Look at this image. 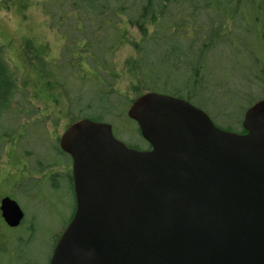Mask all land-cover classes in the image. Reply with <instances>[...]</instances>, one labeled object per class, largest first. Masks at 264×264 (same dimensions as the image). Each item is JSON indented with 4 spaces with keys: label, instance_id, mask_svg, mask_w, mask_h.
<instances>
[{
    "label": "water",
    "instance_id": "water-1",
    "mask_svg": "<svg viewBox=\"0 0 264 264\" xmlns=\"http://www.w3.org/2000/svg\"><path fill=\"white\" fill-rule=\"evenodd\" d=\"M149 149L85 117L59 139L73 159L75 214L49 264H264V99L240 133L157 91L127 111ZM10 227L25 213L1 200Z\"/></svg>",
    "mask_w": 264,
    "mask_h": 264
},
{
    "label": "trees",
    "instance_id": "trees-1",
    "mask_svg": "<svg viewBox=\"0 0 264 264\" xmlns=\"http://www.w3.org/2000/svg\"><path fill=\"white\" fill-rule=\"evenodd\" d=\"M11 4L20 10L37 4L43 10L51 27L61 34L67 50L62 59L68 71L67 76L59 77L56 62L49 61L47 51L31 38H24L16 59L14 55L8 59L7 44L0 43V154L15 149L31 154L23 128L32 120L44 129L49 121L41 114L36 98L60 103L63 96L71 122L88 115L114 125L115 119L127 118L128 106L146 91L196 103L205 92L219 88L214 79L226 81L242 65L255 74L257 94L252 90L226 94L250 98L249 106L264 99V0H11ZM124 46H131L132 51L118 65L115 56ZM215 52L230 58L232 68H212ZM70 75L73 83L68 88ZM78 82L89 89H79ZM95 98L102 106L97 115L90 112ZM198 106L206 109L203 104ZM213 118L223 128L244 131L234 122L222 124ZM53 148L56 154H66L56 142ZM75 206L76 202L74 211ZM12 239L7 236L0 251L7 250L9 243L18 248L31 241L19 232Z\"/></svg>",
    "mask_w": 264,
    "mask_h": 264
},
{
    "label": "rangeland",
    "instance_id": "rangeland-1",
    "mask_svg": "<svg viewBox=\"0 0 264 264\" xmlns=\"http://www.w3.org/2000/svg\"><path fill=\"white\" fill-rule=\"evenodd\" d=\"M4 1L7 3H2ZM6 4L10 7H5ZM24 38H31L43 46L47 51L48 60L56 62L55 69L59 77L67 76L68 69L63 62L65 59H62L67 50L64 51L61 34L51 27L50 20L43 10L37 4L28 5L26 9L20 10L12 6L11 0H0V43L7 44L8 59L13 55L16 59L15 53L23 49ZM131 51V46H124L118 51L115 56L118 65ZM210 63L216 71L232 68L231 59L227 56L219 57L218 52L212 55ZM225 80L223 81V77L218 82L214 79L219 88L205 92L196 100L195 105L203 104L210 116H215L222 124L234 122L237 126H242L248 102L251 100L230 98L226 93L240 91L245 94L252 90L257 94L255 74L239 65ZM72 83L73 78L70 75L66 86L70 88L69 84ZM211 85L212 79L209 86ZM77 87L89 89V86L82 82H78ZM31 95L32 90L29 92V96ZM59 101L60 103H56L51 99L44 101L36 98L35 103L41 114L49 121L44 125V129L32 120L30 126L23 128L27 150L31 154H24L22 150L17 149L12 150L11 154H0L1 158L4 157L0 160V200L4 195L10 194L25 211V221L21 229L19 228L20 231L8 230L7 234L6 225H0V245L7 236L13 242L12 237L18 232L31 238L26 246L19 245L17 248L13 247L12 243L7 244V250L0 251V264H17L18 258H21L19 264H48L56 238L74 211L75 194L71 162L66 154H56L53 148V142L58 145L59 136L71 122L65 114L66 101L63 96ZM84 102L87 103L86 98ZM93 105L90 112L97 115L102 110L101 103L95 98ZM114 125V133L118 138L148 148L147 142L128 117L124 121L115 119ZM34 152L38 154H32ZM5 177L7 180L2 182L1 179ZM16 184L25 191L14 187ZM3 232L6 235L3 236Z\"/></svg>",
    "mask_w": 264,
    "mask_h": 264
},
{
    "label": "flooded vegetation",
    "instance_id": "flooded-vegetation-1",
    "mask_svg": "<svg viewBox=\"0 0 264 264\" xmlns=\"http://www.w3.org/2000/svg\"><path fill=\"white\" fill-rule=\"evenodd\" d=\"M6 155V154H5ZM4 155V156H5ZM4 158V157H3ZM3 158H1L0 157V160H2ZM2 180V182H5L6 180H7V177H5L4 179H1ZM72 181H73V177H72ZM14 187H18V185L16 184ZM19 189H22L21 187H18ZM22 190H24V189H22ZM25 191V190H24ZM6 195H10V194H6ZM6 195H4V196H6ZM3 196V197H4ZM0 214H1V211H0ZM72 216V215H71ZM2 218V217H1ZM3 220V219H2ZM24 221H25V219H24ZM24 221L22 222V224L24 223ZM4 222V221H3ZM22 224L18 227V228H16L15 230H18L19 228L21 229V226H22Z\"/></svg>",
    "mask_w": 264,
    "mask_h": 264
}]
</instances>
